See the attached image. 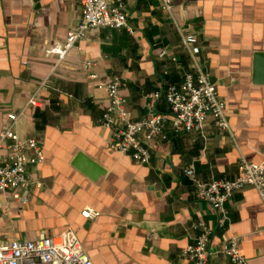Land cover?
Instances as JSON below:
<instances>
[{
	"label": "crops",
	"instance_id": "crops-1",
	"mask_svg": "<svg viewBox=\"0 0 264 264\" xmlns=\"http://www.w3.org/2000/svg\"><path fill=\"white\" fill-rule=\"evenodd\" d=\"M131 29L86 33L59 60L81 15V0H0V133L7 116L24 110L17 132L35 137L45 161L29 169L38 187L0 193V239L37 241L71 232L93 264H192L183 253L203 223L211 231V264H230L224 242L239 241L247 264H264V201L252 187L225 204L228 221L218 228L213 208L194 197L185 171L201 183L234 180L240 161L264 160V85L252 82L253 57L264 53V0H174L168 16L159 0H124ZM190 37L191 55L182 47ZM93 64L90 81L84 63ZM202 69L226 106L229 133L206 123L204 134L176 133L164 99L170 86ZM121 79L120 95L131 118L147 105L167 119L150 144L148 165L108 149L101 126L108 104L101 84ZM41 105L27 107L39 83ZM159 93L158 100L150 95ZM83 153L106 174L91 182L71 167ZM85 208L99 213L81 216Z\"/></svg>",
	"mask_w": 264,
	"mask_h": 264
},
{
	"label": "built area",
	"instance_id": "built-area-1",
	"mask_svg": "<svg viewBox=\"0 0 264 264\" xmlns=\"http://www.w3.org/2000/svg\"><path fill=\"white\" fill-rule=\"evenodd\" d=\"M161 10L168 16L173 15L174 0H159ZM126 29L131 32L124 0H81V15L77 23L66 35L61 46H55L51 53L62 60L69 51L76 48L86 33L93 30ZM182 47L191 55L190 37H183ZM87 77L97 81L92 71L91 62L84 63ZM122 82L118 77L109 83H102L107 94L108 104L101 118V126L109 131V151L129 157L139 165H148L150 160V144L162 133L166 117L152 105H147L145 118L135 121L131 118L125 100L120 95ZM48 87V80L41 81L27 102V107L41 105V92ZM159 93L150 95L156 101ZM164 99L171 113L172 127L176 133L204 134L206 123L222 133H229L226 118V106L218 95L211 75L202 69L187 74L178 86H170L164 92ZM24 110L12 112L7 116V123L0 133V193L14 192V198L23 204L28 199L21 198L18 191L39 184L30 179L29 169L41 165L45 155L39 141L35 137L22 140L17 127ZM239 176L234 180H212L201 183L194 176L192 167L185 171L194 187V197L209 204L218 217V228L222 229L228 221L225 204L233 195L246 187L258 191L264 201V160L261 163L240 161L237 165ZM81 216L86 220H94L99 213L85 208ZM193 228L200 235L188 245L183 256L192 264H211L213 253L209 251L211 231L203 223H193ZM220 253L230 264H247L241 254L239 241L231 238L224 242ZM0 264H93L83 251L78 238L71 232L44 238L37 241H7L0 239Z\"/></svg>",
	"mask_w": 264,
	"mask_h": 264
},
{
	"label": "water",
	"instance_id": "water-1",
	"mask_svg": "<svg viewBox=\"0 0 264 264\" xmlns=\"http://www.w3.org/2000/svg\"><path fill=\"white\" fill-rule=\"evenodd\" d=\"M252 82L255 85H264V53H257L253 57ZM71 167L91 182H97L106 174L100 165L81 152L76 154Z\"/></svg>",
	"mask_w": 264,
	"mask_h": 264
}]
</instances>
